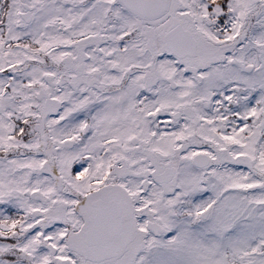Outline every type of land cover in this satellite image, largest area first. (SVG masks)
Returning <instances> with one entry per match:
<instances>
[{
  "label": "snow or ice",
  "instance_id": "obj_1",
  "mask_svg": "<svg viewBox=\"0 0 264 264\" xmlns=\"http://www.w3.org/2000/svg\"><path fill=\"white\" fill-rule=\"evenodd\" d=\"M0 264H264V0H0Z\"/></svg>",
  "mask_w": 264,
  "mask_h": 264
}]
</instances>
